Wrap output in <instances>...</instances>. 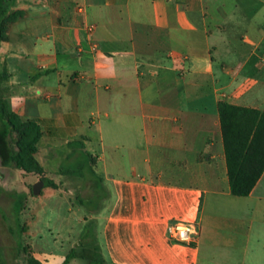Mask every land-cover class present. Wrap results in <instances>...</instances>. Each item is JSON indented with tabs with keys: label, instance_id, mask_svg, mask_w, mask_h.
<instances>
[{
	"label": "crops",
	"instance_id": "0c3cea01",
	"mask_svg": "<svg viewBox=\"0 0 264 264\" xmlns=\"http://www.w3.org/2000/svg\"><path fill=\"white\" fill-rule=\"evenodd\" d=\"M234 1H15L0 43L9 107L40 125L51 180L82 141L109 194L62 255L31 244L44 264L72 250L68 264H90L91 223L102 264H264V174L233 194L219 115L221 102L264 110V0ZM177 221L199 236L174 242Z\"/></svg>",
	"mask_w": 264,
	"mask_h": 264
},
{
	"label": "rangeland",
	"instance_id": "374dc122",
	"mask_svg": "<svg viewBox=\"0 0 264 264\" xmlns=\"http://www.w3.org/2000/svg\"><path fill=\"white\" fill-rule=\"evenodd\" d=\"M223 4L226 8H232L235 1L224 0ZM14 17L12 8V14L4 25L7 26ZM2 74H7V70L0 60ZM8 93L6 81L0 83V94L6 97ZM15 141L16 136L0 118V264H27L32 253L31 244L41 254L62 255L68 249L73 234L84 226L85 216L90 214L85 206L73 205L79 203L78 195L87 201L90 208L102 209L107 202L103 198L104 184L93 183L90 166L80 158L83 151L77 146L69 156L62 157L61 167L54 176L59 182L58 191L44 187L41 195L35 196L33 186L50 179L37 164V156L42 155L43 151L38 148L35 153L27 155L29 170L23 171L16 167L11 158L16 149ZM83 166L85 170L81 168ZM94 195L98 198L92 201ZM90 226L94 225L91 223ZM87 257L91 263L93 260L100 261L96 242L89 245Z\"/></svg>",
	"mask_w": 264,
	"mask_h": 264
},
{
	"label": "trees",
	"instance_id": "16d2710c",
	"mask_svg": "<svg viewBox=\"0 0 264 264\" xmlns=\"http://www.w3.org/2000/svg\"><path fill=\"white\" fill-rule=\"evenodd\" d=\"M16 0H0V40L8 39V30L11 24L17 21L22 13L14 11L15 17L5 26L4 21L12 14ZM8 73L0 75V83L7 81ZM219 115L223 132L226 164L228 177L232 184V192L236 196H248L255 188L264 174V110L241 107L226 102L219 104ZM0 118L9 127L11 133L16 136L15 147L11 158L18 169L28 171L27 155L38 150V144L42 138L40 125L34 120H21L9 107L6 97L0 94ZM72 149L75 146L83 151L80 158L90 166V174L93 183L102 184L103 179L95 171L97 157L85 150L82 141H74L69 144ZM73 153V152H72ZM39 165V163L37 162ZM85 170L84 166L81 167ZM45 187L58 188V185L50 179H44ZM104 199L108 198V192L103 188ZM97 195L92 198L96 200ZM79 203L89 209L90 213H97L101 209L90 208L87 201L78 195ZM87 219V218H86ZM96 242V229L88 226L80 240L82 245H90ZM75 250H72L65 258L64 264L70 263L75 258ZM27 264H44L43 261L29 255ZM90 264H102L93 260Z\"/></svg>",
	"mask_w": 264,
	"mask_h": 264
},
{
	"label": "built area",
	"instance_id": "2783aa9c",
	"mask_svg": "<svg viewBox=\"0 0 264 264\" xmlns=\"http://www.w3.org/2000/svg\"><path fill=\"white\" fill-rule=\"evenodd\" d=\"M169 237L176 243L190 244L199 236V224L191 221H177L167 228Z\"/></svg>",
	"mask_w": 264,
	"mask_h": 264
},
{
	"label": "water",
	"instance_id": "95a60500",
	"mask_svg": "<svg viewBox=\"0 0 264 264\" xmlns=\"http://www.w3.org/2000/svg\"><path fill=\"white\" fill-rule=\"evenodd\" d=\"M45 187L44 181H39L33 186V194L35 196L41 195L43 188Z\"/></svg>",
	"mask_w": 264,
	"mask_h": 264
}]
</instances>
